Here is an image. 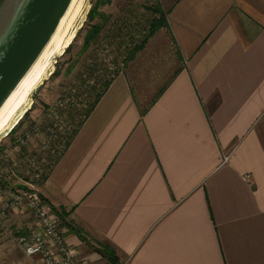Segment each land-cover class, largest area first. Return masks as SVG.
<instances>
[{
  "label": "crops",
  "instance_id": "1",
  "mask_svg": "<svg viewBox=\"0 0 264 264\" xmlns=\"http://www.w3.org/2000/svg\"><path fill=\"white\" fill-rule=\"evenodd\" d=\"M150 4L168 27L114 76L41 195L82 229L59 220L77 264H112L97 244L119 264H264V0ZM0 264L39 261L0 239Z\"/></svg>",
  "mask_w": 264,
  "mask_h": 264
},
{
  "label": "built area",
  "instance_id": "2",
  "mask_svg": "<svg viewBox=\"0 0 264 264\" xmlns=\"http://www.w3.org/2000/svg\"><path fill=\"white\" fill-rule=\"evenodd\" d=\"M109 46L108 41L103 42L99 56L107 68L115 72L119 66L114 62ZM120 65L124 66L123 63ZM94 87L95 82L87 79L84 85L71 88L49 105L44 123L20 134L16 142L21 148H26L22 175L16 176L18 182L13 189L0 182V229L11 230L6 224L10 213L29 212L33 223L26 234L16 236L15 241L26 257L38 259L39 264H77V254L65 239L58 215L42 197L40 185L64 155L78 129L70 119L71 112L82 111L80 120L86 119ZM12 166L15 168L17 162L13 160ZM245 178L248 180L250 175Z\"/></svg>",
  "mask_w": 264,
  "mask_h": 264
},
{
  "label": "rangeland",
  "instance_id": "3",
  "mask_svg": "<svg viewBox=\"0 0 264 264\" xmlns=\"http://www.w3.org/2000/svg\"><path fill=\"white\" fill-rule=\"evenodd\" d=\"M94 1L95 0H91L90 9ZM150 3L151 0H111L109 5L100 9L104 18L99 17L95 21V23L103 25V30L92 46L84 51L83 37L86 32V30H84L79 37H75L76 40L74 39L72 42V44L74 43L72 50L56 60L53 73L56 71V66L59 62L60 74L51 78L52 74L35 92L32 97L31 108L28 111L29 115L20 126L18 133L13 137L15 140L12 141L10 137H7L1 141L4 152L3 156H0V166H4L7 169V180H4L5 184L14 186V184H12V178L17 180L16 176L20 177L22 175V160L25 157L26 148H21L16 142L20 136L19 134L21 132L30 131L37 124L44 123L45 113L51 103L59 96L70 91L71 88L84 85L87 79H91L95 82V87L93 89V93L95 94V92L102 90V84L105 81L114 78L115 72H121L127 68L128 65L125 59L128 52L135 45L140 44L143 37L147 35L150 22L153 17H155V14L150 10V7H152ZM86 20L87 15L83 25ZM161 36L165 38L162 34ZM105 41L109 42L114 62L119 66L115 72H111L106 64L100 60L99 51L101 50V45ZM124 62L125 65L121 66L120 64H124ZM67 71H69V74H67ZM6 84L7 82L4 81L0 85L1 89ZM81 113L82 111L77 110L72 111L70 114V119L77 125L81 121ZM13 160L17 162L15 168L12 166ZM11 227V230L0 235L2 242L11 240V243H13L15 241L16 233L20 231V228L17 226ZM16 251L18 252V250ZM11 252H13L12 248Z\"/></svg>",
  "mask_w": 264,
  "mask_h": 264
},
{
  "label": "bare ground",
  "instance_id": "4",
  "mask_svg": "<svg viewBox=\"0 0 264 264\" xmlns=\"http://www.w3.org/2000/svg\"><path fill=\"white\" fill-rule=\"evenodd\" d=\"M91 0H59L43 41L29 55L0 97V142L31 108L32 97L53 73L56 60L83 25Z\"/></svg>",
  "mask_w": 264,
  "mask_h": 264
},
{
  "label": "water",
  "instance_id": "5",
  "mask_svg": "<svg viewBox=\"0 0 264 264\" xmlns=\"http://www.w3.org/2000/svg\"><path fill=\"white\" fill-rule=\"evenodd\" d=\"M58 2L59 0H0V85L7 82L2 89L0 86V97L7 88L8 81L11 82L44 39L51 24L49 15Z\"/></svg>",
  "mask_w": 264,
  "mask_h": 264
},
{
  "label": "trees",
  "instance_id": "6",
  "mask_svg": "<svg viewBox=\"0 0 264 264\" xmlns=\"http://www.w3.org/2000/svg\"><path fill=\"white\" fill-rule=\"evenodd\" d=\"M111 3V0H95L92 3V7L90 9V11L87 14V20L83 26V28L79 31L77 37H79V35L82 33V31L86 30L85 35L83 37V47H84V51L89 49L92 44L96 41V39L99 37V35L101 34L102 30H103V25L99 24V23H95V21L99 18L103 16V13L100 11V9L106 5H109ZM150 10L155 14V17H153V19L150 22L149 28H148V33L147 35H145L143 37V39L141 40L140 44L135 45L132 49H130V51L128 52L125 62L129 63L130 61H132L135 56L137 55V53L139 51H141L146 43L148 42V40L154 36L159 30L163 29V28H167L168 27V23H167V14L164 13L159 7L157 6H152L150 7ZM76 37V38H77ZM76 40V39H75ZM74 44V43H73ZM73 44H71L67 49L64 55L68 54L72 48H73ZM124 62V65H125ZM59 62L57 63L56 66V71L53 73L51 78H54L56 76H58L60 74V70H59V66H58ZM119 72H115L114 75L116 76ZM67 74H69V71H67ZM113 78L109 81H105L102 84V90L101 91H97L95 92V94L92 91L91 94V101H90V108L86 111L85 113V118L87 119L89 117V115L91 114V112L94 110V108L96 107V105L99 103L101 97L103 96V94L107 91V89L109 88L111 82H112ZM94 95V96H93ZM93 97V98H92ZM29 112H27L24 117L21 119V121L16 125V127L9 133L8 137L11 138L12 141H14L15 139H13V137L17 134L20 126L23 124L24 120L28 117ZM85 119V120H86ZM84 121H80L78 123V128L85 122ZM15 144V143H14ZM3 152H4V147L2 145V142L0 144V156H3ZM5 156V155H4ZM0 182H2L0 180ZM54 212H56L60 218V221L62 223V225L64 227H66L67 229H69L72 233L76 234L80 239L84 240V233L82 231L81 228H79L78 226L72 224L71 222H69L67 219L70 215V212L66 211L65 209L61 208H55L53 207ZM20 234H26V230H22V231H18L16 233V236H20ZM95 251L97 253H99L105 260H107L108 262L112 263V264H119L120 260L119 257L116 254V251L110 246V245H104V244H97L94 246Z\"/></svg>",
  "mask_w": 264,
  "mask_h": 264
}]
</instances>
